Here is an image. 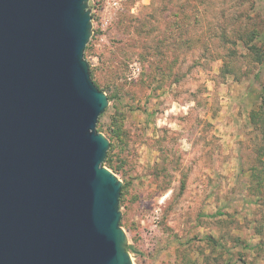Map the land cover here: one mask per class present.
Here are the masks:
<instances>
[{
    "label": "rangeland",
    "instance_id": "374dc122",
    "mask_svg": "<svg viewBox=\"0 0 264 264\" xmlns=\"http://www.w3.org/2000/svg\"><path fill=\"white\" fill-rule=\"evenodd\" d=\"M88 7L133 264H264V0Z\"/></svg>",
    "mask_w": 264,
    "mask_h": 264
},
{
    "label": "water",
    "instance_id": "95a60500",
    "mask_svg": "<svg viewBox=\"0 0 264 264\" xmlns=\"http://www.w3.org/2000/svg\"><path fill=\"white\" fill-rule=\"evenodd\" d=\"M91 27L88 0H0V264H133Z\"/></svg>",
    "mask_w": 264,
    "mask_h": 264
},
{
    "label": "trees",
    "instance_id": "16d2710c",
    "mask_svg": "<svg viewBox=\"0 0 264 264\" xmlns=\"http://www.w3.org/2000/svg\"><path fill=\"white\" fill-rule=\"evenodd\" d=\"M99 89L101 90V88ZM262 105L264 106V98L262 99ZM102 114L99 116V119L102 116ZM252 123H254L260 129L262 138L264 139V109H262V107H260L259 110L254 111V114H252ZM110 162H111V156H110V148H109L104 164L107 165V164H110ZM122 191H123V186H121V193H120V199H119L120 202H121V197H122Z\"/></svg>",
    "mask_w": 264,
    "mask_h": 264
},
{
    "label": "built area",
    "instance_id": "2783aa9c",
    "mask_svg": "<svg viewBox=\"0 0 264 264\" xmlns=\"http://www.w3.org/2000/svg\"><path fill=\"white\" fill-rule=\"evenodd\" d=\"M131 255V254H130Z\"/></svg>",
    "mask_w": 264,
    "mask_h": 264
}]
</instances>
